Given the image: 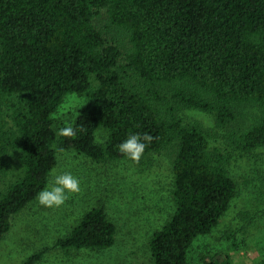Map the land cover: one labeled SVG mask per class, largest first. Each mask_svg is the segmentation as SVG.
I'll use <instances>...</instances> for the list:
<instances>
[{
    "label": "trees",
    "instance_id": "trees-1",
    "mask_svg": "<svg viewBox=\"0 0 264 264\" xmlns=\"http://www.w3.org/2000/svg\"><path fill=\"white\" fill-rule=\"evenodd\" d=\"M104 9L112 32L97 23ZM69 94L87 101L72 138L57 135L54 116ZM245 104L260 109L249 126ZM187 108L214 113L228 150L264 146V0H0V241L48 185L59 150L131 160L119 144L148 132L138 163L150 169L165 154L172 170L173 211L149 240L152 263L189 264L192 243L219 225L238 183L232 152L212 147ZM117 233L101 204L57 245L109 248Z\"/></svg>",
    "mask_w": 264,
    "mask_h": 264
},
{
    "label": "rangeland",
    "instance_id": "rangeland-1",
    "mask_svg": "<svg viewBox=\"0 0 264 264\" xmlns=\"http://www.w3.org/2000/svg\"><path fill=\"white\" fill-rule=\"evenodd\" d=\"M108 11H101L97 23L112 32ZM98 25V26H99ZM86 96L69 94L58 111L56 123H72L86 103ZM241 122L253 123L260 109L241 106ZM187 122H198L210 138L212 147L232 152L230 169L238 183V194L230 210L212 233L198 236L192 243L189 264H205L230 256L229 264H259L264 260V146L249 155L227 149L228 137L216 126L214 113L198 108L182 112ZM136 161L94 160L74 149L58 151V163L50 176L70 171L80 179V192L69 194L59 207H45L36 198L13 218L11 230L0 241V264H22L36 251L45 250L33 264H153L149 240L173 211L172 170L165 154L154 158V165ZM48 183V184H49ZM105 206L117 223L113 246L104 249H72L57 240L79 221L87 210Z\"/></svg>",
    "mask_w": 264,
    "mask_h": 264
},
{
    "label": "clouds",
    "instance_id": "clouds-1",
    "mask_svg": "<svg viewBox=\"0 0 264 264\" xmlns=\"http://www.w3.org/2000/svg\"><path fill=\"white\" fill-rule=\"evenodd\" d=\"M57 135L72 138L77 135V129L73 124L68 123L57 130ZM153 139L154 137L148 132L133 133L119 144L118 150L131 160L139 162L145 148ZM78 192H80V179L70 171H65L55 175L54 179L37 194V199L45 207H59L69 199V194Z\"/></svg>",
    "mask_w": 264,
    "mask_h": 264
}]
</instances>
